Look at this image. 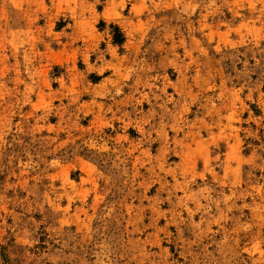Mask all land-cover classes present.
Listing matches in <instances>:
<instances>
[{
    "label": "rangeland",
    "instance_id": "374dc122",
    "mask_svg": "<svg viewBox=\"0 0 264 264\" xmlns=\"http://www.w3.org/2000/svg\"><path fill=\"white\" fill-rule=\"evenodd\" d=\"M0 264H264V0H0Z\"/></svg>",
    "mask_w": 264,
    "mask_h": 264
},
{
    "label": "trees",
    "instance_id": "16d2710c",
    "mask_svg": "<svg viewBox=\"0 0 264 264\" xmlns=\"http://www.w3.org/2000/svg\"><path fill=\"white\" fill-rule=\"evenodd\" d=\"M102 24H104V23H102ZM110 28H112V30H113V33H112L113 34V42L115 44L122 45L124 40H125V37H124L123 33L121 32L120 28L114 24H111Z\"/></svg>",
    "mask_w": 264,
    "mask_h": 264
}]
</instances>
